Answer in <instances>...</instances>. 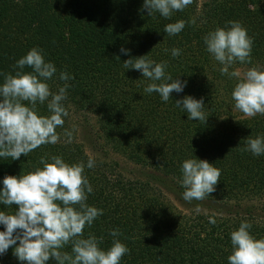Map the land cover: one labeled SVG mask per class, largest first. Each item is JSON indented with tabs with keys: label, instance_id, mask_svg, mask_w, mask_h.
<instances>
[{
	"label": "trees",
	"instance_id": "obj_1",
	"mask_svg": "<svg viewBox=\"0 0 264 264\" xmlns=\"http://www.w3.org/2000/svg\"><path fill=\"white\" fill-rule=\"evenodd\" d=\"M142 5L143 0H0V73L14 74L16 61L38 47L58 73L64 70L74 77L63 101L69 115L63 128L56 129L60 140L18 160L0 158V179L29 172L42 156L86 162L91 157L76 136L70 111L91 112L105 142L151 174L126 178L117 165L93 158L95 167L85 168L93 187L87 203L103 215L85 226L84 236L95 235L107 249L113 239L110 231L119 229L118 238L129 249L120 264H228L230 233L241 221L252 225L250 232L258 239L264 238V225L253 222L250 211L227 208L229 215L223 217L220 210L206 214L200 209L256 196L264 210V155L254 157L243 150L249 135H264V115L235 119L228 101L237 79L221 75V65L206 51L203 38L228 21L239 22L253 40L250 64L264 67V0H192L169 19L159 13L148 16ZM177 20L185 21L183 31L164 33V26ZM122 47L130 55L121 54ZM174 47L182 50L177 58L170 53ZM143 55L167 62L168 73L187 81L184 91L171 93L173 100L167 103L155 93H144L140 71L123 66L125 60ZM24 71L31 69L26 66ZM48 83L52 91L63 86L56 77ZM185 95L203 97L205 122L190 121L174 107V100ZM37 111L48 115L46 104H37ZM65 129L73 134L70 143ZM193 155L219 169L220 180L205 199L186 202L180 164ZM165 191L178 195L186 211L177 210ZM14 207L0 205V211L13 214ZM62 251L71 252V244Z\"/></svg>",
	"mask_w": 264,
	"mask_h": 264
},
{
	"label": "clouds",
	"instance_id": "obj_2",
	"mask_svg": "<svg viewBox=\"0 0 264 264\" xmlns=\"http://www.w3.org/2000/svg\"><path fill=\"white\" fill-rule=\"evenodd\" d=\"M191 3L192 0H143L142 8L148 16L159 13L169 19L173 12L182 11ZM184 28L185 21L177 20L166 24L163 31L174 36ZM203 42L206 51L221 65V75L237 78L231 92L234 108L248 117L264 115V67H251L243 74L229 71L237 62L251 63L253 40L247 30L239 22L228 21L209 31ZM181 51L174 47L170 53L177 58ZM120 53L130 55V50L122 47ZM26 66L31 71L25 72ZM123 66L140 71L146 82L144 93H155L165 103L172 99L171 93H182L187 86L186 80L166 71L167 62H157L147 55L127 59ZM14 67V74L0 73V158L18 160L22 154L26 157L39 146L60 140L56 129L63 128L64 118L69 115L63 101L67 99L68 81L74 77L64 70L58 73L56 65L46 60L38 47L31 48ZM54 77L63 82L56 91L48 83ZM37 104H46L48 115L39 114ZM204 106L203 97L185 95L174 100V107L186 113L190 121H206ZM63 134L70 143L72 132L65 129ZM243 150L254 157L264 155V135H249ZM94 167L93 158L70 164L59 155L42 156L39 166L29 172L0 179V205L16 206L13 214L0 211V256L13 247L14 256L22 264H47L50 259L55 264H120L129 249L118 238L119 229L110 231L113 239L107 249L100 247L95 235L84 236L85 226L91 227L103 215L102 209L87 203L93 187L85 168ZM180 172L182 199L186 202L205 199L220 180V170L196 156L183 160ZM209 222L216 221L210 218ZM251 227L246 220L241 221L230 233L228 264H264V238L253 236ZM68 244L71 252L62 251Z\"/></svg>",
	"mask_w": 264,
	"mask_h": 264
},
{
	"label": "rangeland",
	"instance_id": "obj_3",
	"mask_svg": "<svg viewBox=\"0 0 264 264\" xmlns=\"http://www.w3.org/2000/svg\"><path fill=\"white\" fill-rule=\"evenodd\" d=\"M251 67H262L261 65L256 64H238L236 70H239L241 74L246 72ZM237 79V78H236ZM237 82V80H236ZM235 82V84H236ZM228 109L232 113L236 114L235 119L238 118H252L245 116L240 111L234 108V102L232 99L228 101ZM77 111V110H76ZM70 111V121L72 126L76 130L77 138L85 145V150L89 157L98 159L100 161H107L112 166L117 165V170H120L124 177L128 178H143L145 179L148 174H151V170L147 167H144L134 161L128 159L124 154L112 149L102 137L98 130L97 120L93 113L88 111L76 112ZM258 115V114H257ZM255 117V116H254ZM166 199L171 201L172 204L177 208V210L186 211V205L180 200V197L173 192L165 191L164 192ZM212 203V202H210ZM218 209L214 208L211 204L208 206H203L200 209V212L203 213H212L213 211L220 210V215L227 217L228 210H241V211H250L254 217L253 222L258 223L259 226L264 225V210L262 207V202L259 201L256 196L247 197L243 201L232 200L228 206L218 203ZM229 208V209H227ZM237 220V219H236ZM0 264H18L16 258L13 257V252L10 253L7 251L3 256H0ZM20 264V263H19Z\"/></svg>",
	"mask_w": 264,
	"mask_h": 264
}]
</instances>
